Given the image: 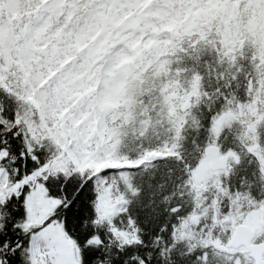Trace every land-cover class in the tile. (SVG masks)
<instances>
[{
    "label": "snow or ice",
    "instance_id": "6c2138e0",
    "mask_svg": "<svg viewBox=\"0 0 264 264\" xmlns=\"http://www.w3.org/2000/svg\"><path fill=\"white\" fill-rule=\"evenodd\" d=\"M0 264H264V0H0Z\"/></svg>",
    "mask_w": 264,
    "mask_h": 264
}]
</instances>
